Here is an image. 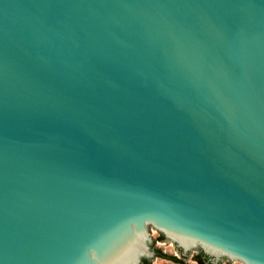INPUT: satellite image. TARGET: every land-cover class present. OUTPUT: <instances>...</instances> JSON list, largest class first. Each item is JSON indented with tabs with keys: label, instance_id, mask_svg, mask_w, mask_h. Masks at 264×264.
Masks as SVG:
<instances>
[{
	"label": "water",
	"instance_id": "95a60500",
	"mask_svg": "<svg viewBox=\"0 0 264 264\" xmlns=\"http://www.w3.org/2000/svg\"><path fill=\"white\" fill-rule=\"evenodd\" d=\"M151 226L264 264V0H0V264H141Z\"/></svg>",
	"mask_w": 264,
	"mask_h": 264
},
{
	"label": "rangeland",
	"instance_id": "374dc122",
	"mask_svg": "<svg viewBox=\"0 0 264 264\" xmlns=\"http://www.w3.org/2000/svg\"><path fill=\"white\" fill-rule=\"evenodd\" d=\"M161 236L162 234L151 226L150 237L147 242V245H149L153 249H157L161 251L163 254L180 259L182 261V264H196L194 259L200 254V249L198 247L191 249L185 257H182L180 252L178 251L176 244L173 241L166 238H163V240H159ZM147 261L149 262V264H173L169 261L160 260L157 258L148 259ZM220 264H243V263L237 260L230 261L228 258H222Z\"/></svg>",
	"mask_w": 264,
	"mask_h": 264
},
{
	"label": "trees",
	"instance_id": "16d2710c",
	"mask_svg": "<svg viewBox=\"0 0 264 264\" xmlns=\"http://www.w3.org/2000/svg\"><path fill=\"white\" fill-rule=\"evenodd\" d=\"M159 240H163V236H161ZM154 251H155V257L157 259L169 261L173 264H182V261L180 259L163 254L161 251L157 249H154ZM194 261L196 262V264H209L207 263V258L204 257L201 253L199 254V256H197L194 259ZM141 264H149V262L147 260H142Z\"/></svg>",
	"mask_w": 264,
	"mask_h": 264
}]
</instances>
